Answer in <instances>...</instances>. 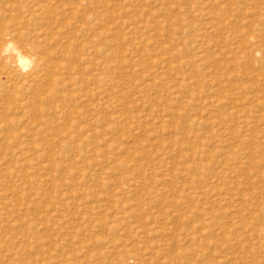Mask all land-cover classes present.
Segmentation results:
<instances>
[{"label": "rangeland", "instance_id": "374dc122", "mask_svg": "<svg viewBox=\"0 0 264 264\" xmlns=\"http://www.w3.org/2000/svg\"><path fill=\"white\" fill-rule=\"evenodd\" d=\"M1 36L52 65L38 106L0 75V264H264V0H0Z\"/></svg>", "mask_w": 264, "mask_h": 264}, {"label": "bare ground", "instance_id": "6f19581e", "mask_svg": "<svg viewBox=\"0 0 264 264\" xmlns=\"http://www.w3.org/2000/svg\"><path fill=\"white\" fill-rule=\"evenodd\" d=\"M2 32V31H1ZM6 35V34H5ZM23 37V35L21 33H15V38H17V40H20ZM51 38V36H50ZM16 43V42H15ZM14 42H12L11 40H5L3 36L0 37V75L3 76V78L5 79V81H14L16 84L19 85L20 89H19V93L21 92V94H19L16 97L21 98L20 100L23 102V98L22 97H26V96H31V98L35 101L36 105H37V100L39 99V101L46 99V97H42L40 94V91L42 92V90L47 89V87L45 88L46 83L44 85L40 84L42 81L47 80L45 79L46 74H48L47 70H49V68H51L50 63L47 62L46 59V53L47 51L40 50L38 49V47H34V50L31 52L32 54H30V52H27L25 49L24 45H20V47L16 46L17 44H15ZM73 47V46H72ZM74 50V49H73ZM67 53V52H66ZM65 55V54H64ZM62 57V56H61ZM50 64V65H49ZM57 66V65H54ZM52 66V67H54ZM57 69V68H56ZM59 69V67H58ZM57 69V70H58ZM26 70H29L28 72ZM52 70V69H51ZM50 71V70H49ZM53 72V71H51ZM49 72V73H51ZM47 78V77H46ZM50 79V78H49ZM49 81V80H48ZM50 81L55 82L56 80L50 79ZM84 81V80H83ZM82 81V82H83ZM46 82V81H45ZM48 83V82H47ZM51 83L48 85L50 86ZM44 85V89L42 88V90H40V86ZM42 87V86H41ZM52 87V86H51ZM52 89V88H51ZM49 89V90H51ZM48 90V91H49ZM46 90V92H48ZM55 92V91H54ZM49 93V92H48ZM53 93V92H52ZM51 94V93H49ZM56 94V93H55ZM20 95L22 97H20ZM49 96V95H48ZM53 96V95H52ZM15 99H18L16 98ZM41 97V98H40ZM54 97V96H53ZM29 98V97H28ZM28 98L27 101H28ZM36 98V99H34ZM51 98V97H48ZM14 100V99H13ZM19 100V99H18ZM30 100V101H33ZM47 100V99H46ZM17 101V100H15ZM33 101V102H34ZM52 101V100H51ZM57 101V100H56ZM62 101V100H61ZM21 102V103H22ZM13 103V102H12ZM17 103V102H14ZM30 103V102H29ZM52 103V102H51ZM19 104V103H18ZM28 104V103H27ZM41 104V103H40ZM13 105V104H12ZM17 105V104H16ZM39 105V104H38ZM37 105V106H38ZM49 105V104H48ZM57 105V104H55ZM19 108H23L22 105H18ZM25 106V105H24ZM28 106V105H27ZM40 107V106H39ZM61 107V106H60ZM25 108V107H24ZM27 108V107H26ZM30 108V107H29ZM32 108V107H31ZM34 111L35 114L36 112V108L34 105ZM51 108V107H50ZM54 108V107H53ZM57 108V107H56ZM59 109V108H58ZM62 109V108H61ZM40 113L43 111V109H40ZM53 110V109H51ZM28 111V110H27ZM31 111V110H30ZM33 111V112H34ZM60 111V110H59ZM71 112V111H70ZM73 112V111H72ZM71 112V113H72ZM55 113V112H54ZM45 114V113H44ZM59 114V113H58ZM63 114V113H62ZM61 114V116H62ZM40 115V114H39ZM66 115V114H65ZM63 115L62 117L64 118ZM42 116V115H41ZM54 116V115H53ZM68 117V115H66ZM43 117V116H42ZM69 118V117H68ZM67 118V120H68ZM72 119V118H71ZM70 120V119H69Z\"/></svg>", "mask_w": 264, "mask_h": 264}]
</instances>
